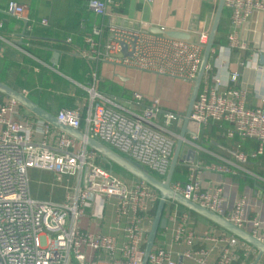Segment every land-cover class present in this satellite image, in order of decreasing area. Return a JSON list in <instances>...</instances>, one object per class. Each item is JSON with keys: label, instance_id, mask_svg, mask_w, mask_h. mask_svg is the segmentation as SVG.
Listing matches in <instances>:
<instances>
[{"label": "built area", "instance_id": "obj_1", "mask_svg": "<svg viewBox=\"0 0 264 264\" xmlns=\"http://www.w3.org/2000/svg\"><path fill=\"white\" fill-rule=\"evenodd\" d=\"M114 0H90L89 7L97 15H107ZM230 11L229 49H247L235 29L241 27L256 11L264 12V0H225ZM5 12L18 20L29 22L27 5L9 1ZM40 23L48 26L47 19ZM1 26V24H0ZM93 35L85 37L86 47L79 55L93 62L146 71L193 84L202 62L209 33L203 32L198 41L173 38L166 31H153L147 23L127 27L109 23L93 27ZM104 32L106 36L103 37ZM99 37V39L95 38ZM123 45L126 49H123ZM258 54H256V58ZM250 64V62H249ZM253 67V65H252ZM264 73V67L255 65ZM224 59L216 56L206 67L200 91L194 103L188 135L182 151L181 164L186 166V179L175 181L172 188L208 210L224 216L264 242L259 232L264 221L245 216L246 199L241 198L225 214L223 189L204 188V169L235 173L251 159L264 153V103L259 107L245 105L246 92L229 87L237 81L238 72L229 80L222 78ZM98 76L92 73L93 85L88 105L64 107L57 113L60 122L82 131L140 168L164 181L169 171L175 146L183 124L181 116L164 110L159 98L149 99L134 92L139 108L128 110L97 91ZM225 86V91L221 88ZM22 106L6 97L0 103V264H141L144 246L153 218L151 210L159 201V192L146 182L128 180L104 168L96 151L71 135L54 127L36 115L22 117ZM217 123L221 137L257 142L246 153L237 144L233 158L219 156L220 163L205 166L194 159L187 161L188 148L201 152L197 145L204 127ZM206 151V150H205ZM50 171L75 179L73 187L61 202L38 200L31 194L30 170ZM107 205L114 209L118 235L82 228L80 221L90 217L101 223ZM170 209L171 219L177 220L175 241L188 248L182 258L195 264H208V250L198 247L189 211L177 214L179 204ZM223 243L216 264H231L243 242L235 236L219 239ZM147 264H181L167 246L156 242Z\"/></svg>", "mask_w": 264, "mask_h": 264}, {"label": "crops", "instance_id": "obj_2", "mask_svg": "<svg viewBox=\"0 0 264 264\" xmlns=\"http://www.w3.org/2000/svg\"><path fill=\"white\" fill-rule=\"evenodd\" d=\"M9 1L11 0H0V81L23 92L40 107L55 115L64 107H76L81 103L88 105L89 92L85 87L93 85L92 73L98 76L97 91L125 109L139 108L133 99L134 92H139L147 101L160 98L165 111L182 112L181 105L184 104L187 92L180 93L177 87L170 85L173 82L181 83L179 80L123 66L93 62L80 56L78 51L86 47L85 37L93 35V27H105L111 22L132 28L147 23L153 29L180 31L189 36L186 40L198 41L201 33H210L219 3V0H114L117 5L110 6L109 13L101 16L90 9V0H13L27 5L31 20L26 22L5 12ZM42 19H47L48 26L40 23ZM230 24V11L224 7L215 38L217 44L209 63L212 64L216 56L223 58V79L229 80L234 72L239 73L237 81H229L227 88L244 90L245 105L249 108L259 107L264 103V73L256 69L255 65L264 67V12L256 11L241 27L235 29L239 40L246 43L247 49L228 48V35L232 31ZM105 36L106 32L103 37ZM144 79L155 80V93H150L152 91H149L148 85L142 83ZM183 84L187 90H192L193 84ZM225 89L224 86L221 91ZM160 91L168 99L163 100L158 95ZM176 97L179 101L174 100ZM20 114L24 117L33 113L22 107ZM219 135L217 131L214 133L212 127L202 129L197 145L206 151H197L195 160L210 166L220 163L219 156L233 158L234 149L230 148L233 140ZM249 146L250 144L243 149H249ZM190 148L186 147L187 150ZM253 150L251 147L246 152ZM100 159L105 160L102 156ZM29 174L31 194L38 200L61 202L66 192L75 184V179L69 175L37 169H31ZM122 176L128 180L137 179ZM201 179L204 188L223 189L226 215L236 202L245 198L246 218L264 221V153L256 159H249L235 173L204 169ZM186 211L188 210L179 205L177 214L181 215ZM169 213L165 216L168 218V225L159 230L156 242L170 248L173 257L181 264H195L192 259L182 258V253L188 247L175 241L178 221L171 219ZM190 216L195 234L203 239L197 246L208 250V264H216L223 244L219 239L229 238L232 234L198 214L194 216L190 213ZM80 224L82 228L109 235L120 233L115 227L114 209L111 205H107L105 219L101 223L85 217ZM244 228L251 231L249 224ZM259 232L264 235V228H260ZM257 257V250L243 243L231 264H254ZM258 264H264V256Z\"/></svg>", "mask_w": 264, "mask_h": 264}, {"label": "water", "instance_id": "obj_3", "mask_svg": "<svg viewBox=\"0 0 264 264\" xmlns=\"http://www.w3.org/2000/svg\"><path fill=\"white\" fill-rule=\"evenodd\" d=\"M225 7V0H219L217 12L209 33L208 42L205 46L201 66L198 72V75L193 83L192 90L190 93V98L187 106V110L183 119V124L179 133V137L177 139V143L175 146L174 154L171 160L169 171L166 175L164 181L159 180L146 170L140 168L135 163H132L129 159L124 158L116 151L112 150L111 148L107 147L106 145L92 139L86 137L85 134L78 130L74 129L62 122H60L57 116L32 101L26 94L20 92L6 83L0 81V93L4 94L8 98H13L17 100L22 107L29 110L34 115L42 118L43 120L49 122L54 127L60 129L61 131L71 135L72 137L76 138L79 141L85 142L89 148L96 151L99 155H101L106 161L115 164L121 167L124 171L132 175L133 177L142 180L152 186L159 192L160 198L157 205V209L155 212V216L152 220L150 229L148 231L147 240L144 246V255L141 264H147L149 256L153 250V247L156 244L157 236L159 230L165 229L168 225V218L164 216L165 207L168 201L172 200L181 205L182 207L186 208L189 211L195 212L198 215L208 219L212 223L222 227L233 236L239 238L243 242L250 245L253 249L257 250L258 257L256 258L254 264H258L259 260L262 256H264V242L257 239L251 232L238 227L227 218L222 215H219L215 212L208 210L207 208L201 206L200 204L185 198L180 193L176 192L172 188L173 178L178 165L181 164L182 158L181 154L185 147V140L187 139L188 135L194 134L191 129H189L190 124V117L192 113V109L194 103L196 101L197 95L200 91L202 80L204 77V73L206 71V67L209 63L212 51L215 47V38L216 33L218 31V27L220 24L221 15L223 9ZM155 32H160V29H153ZM167 34L173 38L178 39H188L189 36L184 34L180 31H171L167 32ZM123 49H126V46L123 45ZM55 63L56 60H55ZM218 145V144H217ZM220 146V145H218ZM196 156V151L193 148H190L187 153V161L193 162Z\"/></svg>", "mask_w": 264, "mask_h": 264}, {"label": "trees", "instance_id": "obj_4", "mask_svg": "<svg viewBox=\"0 0 264 264\" xmlns=\"http://www.w3.org/2000/svg\"><path fill=\"white\" fill-rule=\"evenodd\" d=\"M2 30H3V29H2ZM0 31H1V28H0ZM216 44H217V41H215V45H216ZM4 97H6V96H5L4 94L0 93V103L5 99ZM208 126L213 128L214 133H215L216 131H217V132H220V131H221V128H220V126H219L217 123H213V124H210V125H208ZM219 137H220V135H219ZM199 138H200V137H199ZM217 139H218V137H217ZM198 140H199V139H198ZM198 140H196V143H198V142H197ZM237 144H240L242 149H243L244 147L248 146L249 144H250L249 149H250L251 147L254 148V149H256V147H257V142L254 141V140H251V139L241 140V139H239V138L236 137V138L233 139L232 144H230V148L235 150ZM213 147H215V146H213ZM249 149H243V150L246 152V151L249 150ZM246 153H247V152H246ZM250 159H251V158H250ZM98 162H99L104 168L110 169V167H111V169L113 170V172H114L115 174H117V175H119V176L122 175L121 173H117V172H115V170H114V166H117V165L112 164V163H110V162H108V161H106V160H101V159H99ZM186 170H187V169H186V166H185V165H183V164L178 165L177 168H176L175 174H174L173 182H175V181H180V180H179L180 177L182 178L181 181L185 180V179H186ZM128 176H131V175H128ZM121 177H123V176H121ZM132 177H133V176H132ZM158 202H159V201H158ZM158 202L156 203L155 208H154L153 210H151V217H152V218H154V216H155V212H156V209H157ZM180 206H181V205H180ZM172 208H173V205L169 206V205L166 204L165 211H164V216H166V215L168 214V212H170V209H172ZM183 208H184V207H183ZM184 209L187 210L186 208H184ZM188 211H189V210H188ZM189 212H190L192 215H194V216L197 215V213H195V212H192V211H189ZM215 225H216V224H215ZM216 226H218V225H216ZM157 239H158V236H157Z\"/></svg>", "mask_w": 264, "mask_h": 264}, {"label": "rangeland", "instance_id": "obj_5", "mask_svg": "<svg viewBox=\"0 0 264 264\" xmlns=\"http://www.w3.org/2000/svg\"><path fill=\"white\" fill-rule=\"evenodd\" d=\"M146 72V71H145ZM145 75H147L146 73H144ZM179 82H181V83H177V82H173V83H171L170 85H172V86H175V87H177L178 89H179V92L180 93H182L183 91H186L187 92V95H186V97L184 98V104H182L181 105V108L183 109L182 110V112H176V113H178L180 116H181V118H182V120L184 119V116H185V113H186V110H187V106H188V102H189V98H190V93H191V88H189L188 90H187V88L185 87V85L183 84V82L184 81H180L179 80ZM142 83L143 84H145V86L146 85H148V87H149V91H152V92H150V93H155V86H153V85H155V80H153V81H151V79H144V80H142ZM149 83V84H148ZM185 83V82H184ZM150 85V86H149ZM164 93L163 92H158V95L163 99V100H166V99H168L165 95H163ZM160 99V98H159ZM161 100V99H160ZM174 100L175 101H179L178 99H177V97L176 98H174ZM161 102H162V100H161ZM175 105V104H174ZM114 170H115V172H117V173H121V174H123V175H130L129 173H127L126 171H124L121 167H119V166H114ZM122 176V175H121ZM132 176V175H131ZM251 262H253V261H251Z\"/></svg>", "mask_w": 264, "mask_h": 264}]
</instances>
